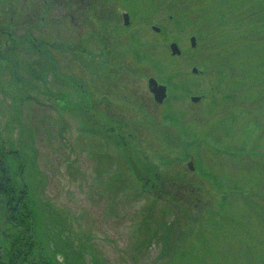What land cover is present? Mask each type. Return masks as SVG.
Returning a JSON list of instances; mask_svg holds the SVG:
<instances>
[{"label":"rangeland","instance_id":"374dc122","mask_svg":"<svg viewBox=\"0 0 264 264\" xmlns=\"http://www.w3.org/2000/svg\"><path fill=\"white\" fill-rule=\"evenodd\" d=\"M104 59L121 79L90 86L116 77L96 65ZM149 77L170 102L154 100ZM91 98L105 104L96 111ZM0 139L20 154L6 161L12 175L23 166L51 262L63 258V226L86 264H264V0H0ZM136 159L165 185L135 197ZM169 224L183 237L173 254L161 236Z\"/></svg>","mask_w":264,"mask_h":264},{"label":"trees","instance_id":"16d2710c","mask_svg":"<svg viewBox=\"0 0 264 264\" xmlns=\"http://www.w3.org/2000/svg\"><path fill=\"white\" fill-rule=\"evenodd\" d=\"M135 57L139 59V61L142 60V56L139 53H135ZM102 62L104 63V66L103 64H101L100 67H103L104 75H110L111 72H114L113 70L116 67L107 66L108 64L105 60H103ZM158 63L162 64L159 61ZM152 64H154V62ZM161 68L165 69L166 66L163 65L161 66ZM115 75L117 74L115 73ZM120 122V125H117L116 128L114 127V129L123 133L122 128L126 126V122L124 120ZM112 137H114V135ZM9 157L19 158L20 154L16 150L6 148L3 140L0 139V200L2 202V208H0V222L3 218L2 220L9 224V230H11V233L9 234L10 240H8L7 248L5 251H3V253L0 252V264H86L82 258L83 256L81 255V252L74 248L73 243L71 241H69L65 237L63 238V233L61 230L64 229L63 226L60 227L61 229L59 230V232L56 231V238H54V249H56V252L58 251L57 253H59L61 257L63 256L62 260H58L56 258L53 259V262H51L50 258L46 254L47 251L45 250L46 248L44 244H38V240L35 237L33 229V209L31 208L28 202V189L26 187V184L23 183V166L22 164L17 165L18 169L16 172H14V175H12L10 167L8 166L6 161V158ZM138 164V159H136L131 164L133 169L132 171L135 174L136 179L141 182L142 186V191H138V193L135 194V197H138L143 194L142 192L145 190V186L149 187L146 191L148 194L152 193L157 188L163 187L161 185L165 184L164 178L162 179V177H157L155 175H151L150 177L149 175L143 176V174H141L139 171L140 168ZM16 176H18L19 179H17ZM148 206L149 209H153L154 202L152 201L151 203H149ZM217 206H219V204ZM217 208L213 203V209L211 207H208L207 209L214 210ZM160 209L165 210L167 208ZM48 210L50 211L51 215L53 216V219L56 221L57 226L59 227V215L51 209ZM148 216H150V214H148ZM3 235L5 237V232L3 233ZM161 236L166 241V251H169L167 253L172 254L177 249V239H183L182 232L179 226L176 225L175 227H173V225L171 224L166 226L165 230L161 232Z\"/></svg>","mask_w":264,"mask_h":264},{"label":"water","instance_id":"95a60500","mask_svg":"<svg viewBox=\"0 0 264 264\" xmlns=\"http://www.w3.org/2000/svg\"><path fill=\"white\" fill-rule=\"evenodd\" d=\"M124 19H125V21L127 20V15L126 14L124 15ZM156 30H157V28H156ZM189 41H190L191 45L194 46L195 37L191 36ZM170 49H171L170 52H172V54H179L180 53L179 52L180 50L177 48V45L174 42L170 44ZM193 71H195L194 68H193ZM149 83H150V85H152L151 86V91L154 93L153 96H154L155 100L161 102L163 97L165 96L164 95L165 94V87L157 85L154 78H150L149 79ZM197 99H198L197 96H193L192 97V100H194V101H196Z\"/></svg>","mask_w":264,"mask_h":264},{"label":"flooded vegetation","instance_id":"af4514ba","mask_svg":"<svg viewBox=\"0 0 264 264\" xmlns=\"http://www.w3.org/2000/svg\"><path fill=\"white\" fill-rule=\"evenodd\" d=\"M96 102L100 104V103H101V100H97V99L95 98L93 102L91 101V104H90V105H91V108H92V109H94V110L97 111V110H99V109H97V106H96V108H95V106H93ZM101 104H104V103H101ZM105 108H107V106H105ZM106 110H107V109H106ZM101 112H105V111H101Z\"/></svg>","mask_w":264,"mask_h":264}]
</instances>
